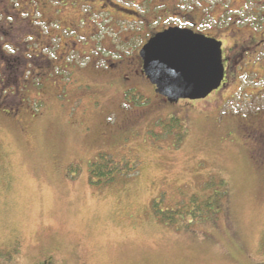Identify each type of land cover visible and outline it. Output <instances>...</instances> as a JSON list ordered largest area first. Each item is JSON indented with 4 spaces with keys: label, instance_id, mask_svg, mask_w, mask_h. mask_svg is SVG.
Returning a JSON list of instances; mask_svg holds the SVG:
<instances>
[{
    "label": "rangeland",
    "instance_id": "374dc122",
    "mask_svg": "<svg viewBox=\"0 0 264 264\" xmlns=\"http://www.w3.org/2000/svg\"><path fill=\"white\" fill-rule=\"evenodd\" d=\"M202 1L208 10L260 5ZM11 3L21 11L33 2ZM101 17L93 21L101 33L81 44L85 55L71 53L40 80L22 75L21 64L18 83L6 86L0 69V264H264V139L255 138L257 147L242 124L264 110V45L242 58L229 89L171 104L145 78L144 87L130 88L120 73L99 69L118 58L107 47L136 45L117 41ZM19 18L13 9L0 14L5 53L1 28ZM42 22V37L55 31L56 21ZM20 27L36 34L26 20ZM240 29L235 39L249 28ZM96 70L104 74L92 77ZM140 96L145 101L135 102ZM103 154L125 169L97 183L90 168ZM179 208L188 213L170 224L156 214Z\"/></svg>",
    "mask_w": 264,
    "mask_h": 264
},
{
    "label": "flooded vegetation",
    "instance_id": "af4514ba",
    "mask_svg": "<svg viewBox=\"0 0 264 264\" xmlns=\"http://www.w3.org/2000/svg\"><path fill=\"white\" fill-rule=\"evenodd\" d=\"M183 1L185 0H31L32 6L23 7L20 11L16 10L11 0H0V14L8 15L13 9L22 16L19 20H15L17 27L15 25L6 28V32L4 28H1L3 34L8 37L6 53L0 45L1 58L7 63L0 64V69L6 66V78H8L6 86L10 85V82L18 83V66L21 64L23 65L22 75L31 73L32 80L36 81L37 76L41 77L46 69L52 70L58 67L60 61L68 59L73 51L84 56L85 52L81 50V44L85 43L91 35L101 33L102 26L93 21L102 19L101 16L104 13L111 24L109 27H117L115 32L117 39L125 44L136 43L130 51H124L125 48L112 50L110 47H107L106 51L118 57L115 60L109 59L106 68L120 73L130 88L144 87L147 84L145 81H149L143 73V61L139 53L142 46L154 34L171 26H183L198 32L205 31V34L221 40L223 44L231 41L226 52L229 63L225 80L226 83L228 81L231 84V75L242 69L239 68L242 65V58L245 55L253 56L256 52L258 53V48L264 45V0H255L260 5L256 7V10L250 11L236 10L228 4L225 7H214L218 10L210 11L212 9L207 10V3L202 0L199 4L188 8ZM16 4L21 7L19 3ZM67 6L71 7L68 13L64 11ZM219 8L222 9L221 13ZM37 16L40 17V21L35 20ZM43 17L56 21L55 31H48L45 37L44 35L42 37L41 30L40 32L37 30V28L40 29V23H43ZM25 20L30 29L35 28L36 34L31 32L27 37L25 29L20 27ZM44 22L48 23V21ZM94 23L96 26L92 29ZM240 27L249 28L247 35L235 39V35L241 31ZM13 29L16 34H13ZM65 32L69 34L68 37ZM21 46L23 52L20 51ZM7 47H13L15 52L11 54ZM26 54L30 55V62H27L24 57ZM245 70L243 69V72ZM96 73L97 75L92 77L104 74L100 70H96ZM4 80L3 77L0 79L1 85ZM157 97L165 101L164 97L160 95ZM262 115L264 110L255 112L254 116L250 115L244 123L247 136L250 138L254 136L259 141L264 139V124L261 126L259 120ZM254 119L256 124L253 122Z\"/></svg>",
    "mask_w": 264,
    "mask_h": 264
},
{
    "label": "water",
    "instance_id": "95a60500",
    "mask_svg": "<svg viewBox=\"0 0 264 264\" xmlns=\"http://www.w3.org/2000/svg\"><path fill=\"white\" fill-rule=\"evenodd\" d=\"M140 55L143 72L170 103L206 98L225 77L222 43L190 29L170 27L159 32Z\"/></svg>",
    "mask_w": 264,
    "mask_h": 264
},
{
    "label": "trees",
    "instance_id": "16d2710c",
    "mask_svg": "<svg viewBox=\"0 0 264 264\" xmlns=\"http://www.w3.org/2000/svg\"><path fill=\"white\" fill-rule=\"evenodd\" d=\"M1 85V84H0ZM135 100L138 101V103H143L145 101L143 96H140L139 98H136ZM2 110H6V109H1L0 113L2 112ZM263 144V143H262ZM257 147H259V143H256ZM264 145V144H263ZM260 148V147H259ZM257 150V149H256ZM124 167H122V165L117 166L114 161L113 158L110 157L108 154H103L101 155L95 162H93L91 164V169L90 172L92 174L93 177H95V181L97 183H106L110 180L113 179L114 175L119 174L124 172ZM207 205H210L209 202H205ZM213 210H206V211H201L199 210H195L193 211L194 213L196 212L197 215L206 213V212H210ZM160 213V221L164 222V223H172L174 222L176 219V214H186L188 212L183 211L182 209H177L175 211H162V212H156V214ZM263 243H264V238H263ZM47 264V262L45 263Z\"/></svg>",
    "mask_w": 264,
    "mask_h": 264
}]
</instances>
